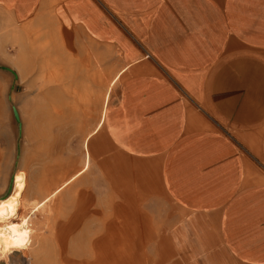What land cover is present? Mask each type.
I'll use <instances>...</instances> for the list:
<instances>
[{
	"label": "crops",
	"instance_id": "obj_1",
	"mask_svg": "<svg viewBox=\"0 0 264 264\" xmlns=\"http://www.w3.org/2000/svg\"><path fill=\"white\" fill-rule=\"evenodd\" d=\"M0 12L68 33L69 61L84 64L71 88L95 89L77 90L88 113L71 124L94 127L82 169L31 211L70 196L55 237H94L84 224L105 212L91 208L116 191L119 230L99 219L87 264H130L127 249L156 238L151 250L187 264H264V0H0Z\"/></svg>",
	"mask_w": 264,
	"mask_h": 264
},
{
	"label": "rangeland",
	"instance_id": "obj_2",
	"mask_svg": "<svg viewBox=\"0 0 264 264\" xmlns=\"http://www.w3.org/2000/svg\"><path fill=\"white\" fill-rule=\"evenodd\" d=\"M67 37L70 35L57 29L53 22L37 19L20 23L0 12V200L12 194L13 175L22 172L25 188L18 199L19 216L12 221L30 216L25 249L5 255L0 251V264H87L97 257L96 244L108 224L99 219L109 221L112 229L119 230L116 191H111L108 206L102 207L100 203L104 201L96 198L91 210L105 212V215L98 217L95 214L94 222L84 224L95 229L90 233L94 237L89 239L55 237V220L57 213L60 217L61 199L70 198L69 195L65 197L66 192L54 194L31 214L38 202L82 169L84 154L89 150L83 147V141L94 129L71 125L72 122H85L88 113L79 110L80 104L76 101L81 95L77 90L95 89L93 86H75L72 90V70L80 72L78 67L84 64L72 65L69 61L72 51L65 45ZM86 50L84 47L79 53L86 54ZM113 54L111 52L112 58ZM87 99H94V96ZM84 104L97 107L93 102L85 101ZM72 115L74 119H71ZM92 164L93 160L89 159V169L82 176L91 174ZM79 180L72 181L71 185ZM33 192L38 197L30 198L29 193ZM157 240L142 239L134 249L132 246L125 250L127 262L187 264L183 263V254L177 251L169 254L161 246L159 250H151L152 243Z\"/></svg>",
	"mask_w": 264,
	"mask_h": 264
},
{
	"label": "bare ground",
	"instance_id": "obj_3",
	"mask_svg": "<svg viewBox=\"0 0 264 264\" xmlns=\"http://www.w3.org/2000/svg\"><path fill=\"white\" fill-rule=\"evenodd\" d=\"M23 187V173L20 172L14 177L13 193L0 200V251L4 255L25 249L29 238L30 231L27 227V220L21 217L18 222L12 221L18 216V199L22 194Z\"/></svg>",
	"mask_w": 264,
	"mask_h": 264
}]
</instances>
